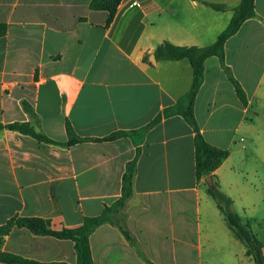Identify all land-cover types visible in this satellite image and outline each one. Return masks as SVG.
I'll return each mask as SVG.
<instances>
[{
    "label": "crops",
    "instance_id": "obj_1",
    "mask_svg": "<svg viewBox=\"0 0 264 264\" xmlns=\"http://www.w3.org/2000/svg\"><path fill=\"white\" fill-rule=\"evenodd\" d=\"M92 1L0 0V123H30L59 143L0 134V229L13 218L79 227L121 197L135 160L119 215L136 247L101 224L89 236L93 264H255L196 178L193 128L182 116L147 128L193 81L187 59H157V48L212 46L242 0H120L112 20ZM253 12L224 42L222 59H205L193 114L205 142L229 152L212 181L264 245V0H253ZM66 122L80 142L65 145ZM3 254L76 264L71 240L15 225L0 245V264H10Z\"/></svg>",
    "mask_w": 264,
    "mask_h": 264
},
{
    "label": "trees",
    "instance_id": "obj_2",
    "mask_svg": "<svg viewBox=\"0 0 264 264\" xmlns=\"http://www.w3.org/2000/svg\"><path fill=\"white\" fill-rule=\"evenodd\" d=\"M120 0H93L91 7L93 9L106 10L109 13V20H112L116 7ZM209 6L215 11H225L226 7L221 4H209ZM254 16L253 12V0H242L239 7L235 9L234 16L230 21L227 28L219 35L217 41L206 48L195 47H175L168 43H164L159 46L155 52V56L160 60L177 61L187 59L193 70V81L189 92L184 95L175 105L168 107L162 111V113L147 126L150 127L162 118H168L171 116H182L187 123L193 128L195 132L194 148H195V175L198 180L206 177L212 178V173L221 165L225 160L229 152L214 146L209 145L199 133L194 114L193 104L198 92V89L203 80V63L207 57L217 56L220 59L223 58V45L224 42L233 35L240 25ZM232 81L236 93L241 100H244V95L239 85ZM25 111L35 118V114L32 109L23 103ZM4 130L16 131L20 134L29 136L38 142L44 144L59 145V143L47 138L44 134L37 131L36 128L30 123H11L3 125L0 123V134ZM66 132L68 136V142L66 146L76 144L80 142L77 138L68 122H66ZM126 135L123 132L112 134L105 140H112L116 137ZM135 171V160L129 162L126 166L125 173L122 177V194L121 197L111 206H105L103 212L95 217H84L82 224L73 229H62L60 231L52 230L50 227V221L41 218H13L5 227L0 229V245L2 236L6 235L12 225L20 228H25L36 236H52L57 239L71 240L74 243V250L76 255V264H93L90 247L89 236L90 234L104 223H110L118 227L127 241L136 247L134 238L129 234L122 221L114 222L111 220L110 215L115 212L119 213L122 209L125 200L132 194V182ZM208 194L214 199L218 208L223 213L227 226L233 232L235 237L239 239L246 248L247 255L251 256L255 264H264V253H262V243L252 233L248 224L243 223L240 216L234 211L232 200L221 192L218 184L213 181V186L208 187ZM137 253L140 258L145 260L143 254L137 248ZM2 259L10 264H39L33 261H28L20 257L3 254ZM148 264H152L146 261Z\"/></svg>",
    "mask_w": 264,
    "mask_h": 264
},
{
    "label": "rangeland",
    "instance_id": "obj_3",
    "mask_svg": "<svg viewBox=\"0 0 264 264\" xmlns=\"http://www.w3.org/2000/svg\"><path fill=\"white\" fill-rule=\"evenodd\" d=\"M211 198H212V197H211ZM211 200H212V199H211ZM213 202H214V199H213ZM110 217H111V220H113L114 222H119V221L121 220L118 211H117V213L113 212V213L110 215Z\"/></svg>",
    "mask_w": 264,
    "mask_h": 264
},
{
    "label": "water",
    "instance_id": "obj_4",
    "mask_svg": "<svg viewBox=\"0 0 264 264\" xmlns=\"http://www.w3.org/2000/svg\"><path fill=\"white\" fill-rule=\"evenodd\" d=\"M205 183L207 184L208 187H212L213 186L212 178L210 176L206 177L205 178Z\"/></svg>",
    "mask_w": 264,
    "mask_h": 264
},
{
    "label": "built area",
    "instance_id": "obj_5",
    "mask_svg": "<svg viewBox=\"0 0 264 264\" xmlns=\"http://www.w3.org/2000/svg\"><path fill=\"white\" fill-rule=\"evenodd\" d=\"M134 5H137V2L134 0V1H132V3L129 5V7H132V6H134Z\"/></svg>",
    "mask_w": 264,
    "mask_h": 264
}]
</instances>
